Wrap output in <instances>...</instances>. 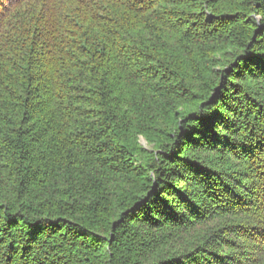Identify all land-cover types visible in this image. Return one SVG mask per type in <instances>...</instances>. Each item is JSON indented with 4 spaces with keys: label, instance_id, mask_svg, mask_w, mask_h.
<instances>
[{
    "label": "trees",
    "instance_id": "16d2710c",
    "mask_svg": "<svg viewBox=\"0 0 264 264\" xmlns=\"http://www.w3.org/2000/svg\"><path fill=\"white\" fill-rule=\"evenodd\" d=\"M0 264H264V0H0Z\"/></svg>",
    "mask_w": 264,
    "mask_h": 264
},
{
    "label": "rangeland",
    "instance_id": "374dc122",
    "mask_svg": "<svg viewBox=\"0 0 264 264\" xmlns=\"http://www.w3.org/2000/svg\"><path fill=\"white\" fill-rule=\"evenodd\" d=\"M258 20L261 22L262 20V17H258ZM141 145L144 147V148H148L150 149V147L147 145V143L145 142V140H141Z\"/></svg>",
    "mask_w": 264,
    "mask_h": 264
}]
</instances>
